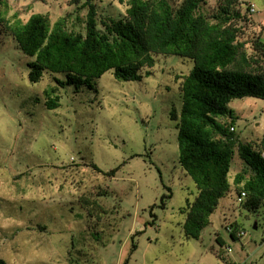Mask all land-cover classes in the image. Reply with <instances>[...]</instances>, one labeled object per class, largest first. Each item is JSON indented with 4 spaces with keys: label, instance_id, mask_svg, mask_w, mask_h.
I'll return each instance as SVG.
<instances>
[{
    "label": "rangeland",
    "instance_id": "rangeland-1",
    "mask_svg": "<svg viewBox=\"0 0 264 264\" xmlns=\"http://www.w3.org/2000/svg\"><path fill=\"white\" fill-rule=\"evenodd\" d=\"M248 1L256 11L242 24L241 39L251 52L256 37L264 42V0ZM83 2L0 1V258L7 264H225L216 256L222 249L226 260L264 264V205L257 212L244 208L233 187L199 239L182 230L187 200L197 189L178 163L170 113L180 108L179 83L191 59L158 56L141 80L124 81L107 71L96 80V92L62 87L55 80L62 75L48 72L29 81L31 59L8 26L40 12L51 24L65 17L68 28L83 30ZM95 4L99 15L124 14L125 1ZM216 5L205 0L202 11L211 14ZM46 92L59 95L57 108L45 106ZM229 107L240 140L258 142L264 99L235 98ZM241 166L235 153L230 181ZM115 167L114 175L104 173ZM81 197L99 204L92 216ZM227 227L243 235L233 240Z\"/></svg>",
    "mask_w": 264,
    "mask_h": 264
},
{
    "label": "trees",
    "instance_id": "trees-1",
    "mask_svg": "<svg viewBox=\"0 0 264 264\" xmlns=\"http://www.w3.org/2000/svg\"><path fill=\"white\" fill-rule=\"evenodd\" d=\"M124 1V14L113 17L99 15L95 0H84L83 30L68 28L65 17L51 24L47 14L36 12L7 31L31 59L30 82H38L44 72L60 74L57 84L72 86L75 92H96V80L107 71L124 81L141 80L152 73L158 56L191 59L192 67L179 83L180 108L171 111L170 119L177 130L178 163L197 189L193 200H187L182 230L186 237L199 239L230 187L237 201L245 193L238 201L244 208L257 212L264 205V136L255 143L241 141L235 132L237 116L229 107L235 98L264 99V42L256 37L249 52L241 39L242 24L252 16L248 0H217L211 14L202 11L205 0ZM46 95L45 106L57 108L59 95ZM235 153L242 166L230 181ZM117 169L104 173L112 176ZM80 202L89 216L99 208L95 200L81 197ZM227 229L233 240L243 235L242 229ZM216 241L224 245L221 236ZM221 251L216 256L225 264H237ZM0 264L7 263L0 258Z\"/></svg>",
    "mask_w": 264,
    "mask_h": 264
},
{
    "label": "built area",
    "instance_id": "built-area-1",
    "mask_svg": "<svg viewBox=\"0 0 264 264\" xmlns=\"http://www.w3.org/2000/svg\"><path fill=\"white\" fill-rule=\"evenodd\" d=\"M255 11H256L255 4L250 2V4H249V13L253 14ZM244 195H245V193L242 192L240 197H238V201H241L243 199ZM228 251H230V248H228Z\"/></svg>",
    "mask_w": 264,
    "mask_h": 264
},
{
    "label": "crops",
    "instance_id": "crops-1",
    "mask_svg": "<svg viewBox=\"0 0 264 264\" xmlns=\"http://www.w3.org/2000/svg\"><path fill=\"white\" fill-rule=\"evenodd\" d=\"M232 261L235 262V263H237V264H239L238 262L234 261L233 259H232Z\"/></svg>",
    "mask_w": 264,
    "mask_h": 264
}]
</instances>
